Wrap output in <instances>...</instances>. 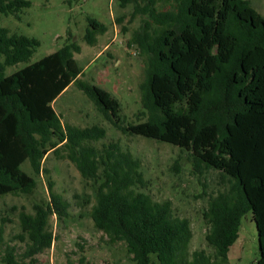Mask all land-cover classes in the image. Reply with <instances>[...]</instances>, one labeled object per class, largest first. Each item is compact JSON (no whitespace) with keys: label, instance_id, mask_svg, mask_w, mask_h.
<instances>
[{"label":"trees","instance_id":"obj_1","mask_svg":"<svg viewBox=\"0 0 264 264\" xmlns=\"http://www.w3.org/2000/svg\"><path fill=\"white\" fill-rule=\"evenodd\" d=\"M162 1V9L160 0L122 3L134 2L136 12L149 17L128 40L145 57L147 119L136 123H125L121 102L110 91L80 79L75 53L81 46L71 34L58 51L7 73L30 61L40 41L0 25V197L32 192L41 175L50 193L47 205L19 213L21 230L8 240L5 223L11 219L1 217V262L33 264L56 240L50 217L65 222L70 216V203L55 192L45 165L53 152L97 186L86 200L93 203L88 214L107 243L125 244L135 264H230L248 211L259 234L257 264H264V15L250 0ZM30 6L29 0H0V13L20 18ZM87 20L85 38L93 44L107 27L95 17ZM73 83L124 134L187 150L199 175L216 170L228 182L216 194L204 193L212 254L201 249L188 258L190 220L173 214L170 199L158 201L148 192L141 158L119 142L104 144L107 131L99 124L81 128L62 121L54 102ZM16 240L25 244L20 256Z\"/></svg>","mask_w":264,"mask_h":264},{"label":"rangeland","instance_id":"obj_2","mask_svg":"<svg viewBox=\"0 0 264 264\" xmlns=\"http://www.w3.org/2000/svg\"><path fill=\"white\" fill-rule=\"evenodd\" d=\"M29 1L31 6L20 11V18L0 13L1 26L40 41L30 61L9 67L7 73L58 51L68 42L71 34L81 46V51L75 53L83 68L80 79L96 84L117 97L125 123L147 119V115L142 114L141 89L145 80V57L136 45L128 46V40L149 17L137 13L134 2L123 6L124 0ZM250 1L264 15V0ZM158 4L161 9L165 7L162 0ZM88 16L97 18L107 27L105 32L96 34L93 44L85 38L89 27ZM54 107L64 123L81 128L99 124L107 131L102 139L104 144L119 142L124 149L141 158L148 192L158 201L170 199L173 214L190 220L192 238L188 258L191 259L195 250L204 249L212 254L213 248L205 238L208 226L202 213L207 207L204 193L216 194L229 186L218 171L199 175L192 167L189 151L167 142L124 134L75 83L56 99ZM45 165L51 170L55 192L70 203V216L65 222H60L55 214L50 217V227L56 240L51 248L36 255L33 264H82L81 257H85V264H135L127 254L125 244L107 243L108 237L95 227L89 216L93 203L86 200L92 197L97 187L94 182L86 180L69 159L58 157L53 152L47 155ZM24 168L32 173L29 163ZM49 202L45 175H41L36 188L30 193L1 196L0 221L1 217L11 219L5 223L6 239L21 230L18 215L22 210L33 213L35 203L47 205ZM12 243L16 244L17 255L20 256L25 244L18 240ZM259 257L257 225L252 211H248L241 219L239 239L230 248L229 263L257 264ZM28 261L26 259L20 264H28ZM0 264L5 263L0 261Z\"/></svg>","mask_w":264,"mask_h":264},{"label":"crops","instance_id":"obj_3","mask_svg":"<svg viewBox=\"0 0 264 264\" xmlns=\"http://www.w3.org/2000/svg\"><path fill=\"white\" fill-rule=\"evenodd\" d=\"M239 239V238H238Z\"/></svg>","mask_w":264,"mask_h":264}]
</instances>
